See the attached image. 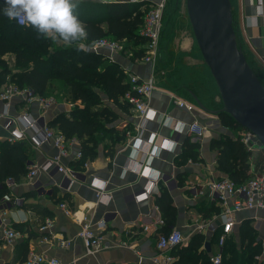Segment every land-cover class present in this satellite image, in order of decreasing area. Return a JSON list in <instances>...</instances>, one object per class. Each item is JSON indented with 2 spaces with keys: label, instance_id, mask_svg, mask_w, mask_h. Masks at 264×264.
<instances>
[{
  "label": "crops",
  "instance_id": "crops-1",
  "mask_svg": "<svg viewBox=\"0 0 264 264\" xmlns=\"http://www.w3.org/2000/svg\"><path fill=\"white\" fill-rule=\"evenodd\" d=\"M140 1L143 0H80L79 6ZM146 1L152 4L158 0ZM231 2L240 44L264 83V0ZM86 11L76 10L84 25L82 16ZM95 13V18H99L101 26L107 29V8L103 6ZM184 27V38L176 47H181L186 54L190 53L185 57L191 58L189 62L175 60L172 54L164 59L160 46L161 56L158 53L155 61H134L122 52L92 50L88 38L83 41L87 51L100 54L106 63H118L128 74L135 73L143 79L155 73L157 83L150 100L149 114L145 117H141L132 106L127 111L119 107L121 113L113 126L119 129V133L128 131L126 139L116 141V136L106 131L101 134L100 142L92 145L94 153L78 156L81 144L78 138L73 137L68 155L62 157L63 165L72 169L68 174L54 164L44 168L59 149L51 141L37 143L42 137L40 128L44 123L60 131L51 125L52 122L61 114L70 116L77 107H84L80 101L73 102L68 98V86L57 80L47 85V93L59 95L57 102L47 109L37 103L26 104L18 97L9 101L0 98V141H25L32 151L28 153L27 174L18 180L10 182L7 178L0 182V264H21L31 252L58 257L68 264H159L154 262V257L173 256V249L163 251L157 248V239L161 234L179 229L188 242L194 233L200 232L197 227L202 222L207 221L211 226V229L203 231L208 239L217 227H221V220L217 217L221 207L204 182L212 177L229 176L218 166L219 153L212 147V140L240 138L250 152L248 164L251 175L259 171L264 162V147L249 149L242 140L243 128L225 126L218 115L204 111L197 104L192 91L211 109L222 107V99L219 90L214 88L217 84L203 59L192 29L190 31V28ZM169 45H172L171 41ZM61 46L64 45L52 41L49 50L51 52ZM2 59L7 64L0 65V91L14 83L12 75L21 69L14 51L6 52ZM166 63L175 65L176 70L170 72V69H161ZM194 66L201 68V73L213 86L215 93L212 92L209 98L199 87L198 72L193 70ZM177 99L188 106L179 105ZM8 117L21 118L9 127ZM25 117L35 121L33 127L24 126ZM194 120L206 127L202 139L194 140L188 133V123ZM140 123L141 128L137 127ZM15 127L24 131L22 137H14L12 130ZM186 138L198 143L197 158L183 157ZM168 144L173 146L168 148ZM32 168H38L34 177L29 176ZM156 178L157 184L153 181ZM163 191H168L175 208L173 224L166 222L157 203ZM144 192H147V197L135 198ZM63 202L69 205L70 214L61 207ZM235 218L231 234L240 240L242 225L256 229L257 239L262 246L260 261L263 262L264 208L238 211ZM47 219H51L52 225L42 230L41 226ZM84 223H91L93 230L103 237L101 248L94 253H88L78 234ZM7 229L18 233L11 241L5 237ZM62 238L69 240V245H61ZM216 242H212V245L210 242L213 253Z\"/></svg>",
  "mask_w": 264,
  "mask_h": 264
},
{
  "label": "trees",
  "instance_id": "trees-1",
  "mask_svg": "<svg viewBox=\"0 0 264 264\" xmlns=\"http://www.w3.org/2000/svg\"><path fill=\"white\" fill-rule=\"evenodd\" d=\"M103 6L107 8V29L101 26L99 18H95V12ZM139 6L130 2H113L108 5L87 3L83 7L78 6L77 10H87L82 20L86 24L88 42L92 43L100 38L125 42L131 39L134 56L143 57L147 38L141 34V29L148 8L142 10ZM5 8V0H0V65L7 64L2 59L6 52L14 51L17 54V65L21 69L12 75V81L20 87H32L42 95L54 94L47 93V85L55 80L60 81L62 85L68 86V98L73 102L80 101L84 106L77 107L70 116L59 115L51 125L57 127L67 139L78 138L82 155L94 153L92 145L97 144L99 133L107 131L109 135L116 136V141L126 139L128 131L119 133L118 128L107 123L106 113L112 115L113 112L104 103L105 99H109L123 111L131 106L126 99L131 83L124 68L115 62L106 63L100 54L77 50L75 47H56L50 52L51 39L43 38L30 25L22 26L16 20H9L4 15ZM255 71L257 72L256 69ZM55 95L59 97L58 94ZM218 116L227 127L243 128L228 113H219ZM211 145L218 150L219 168L237 184L252 176L248 164L250 152L240 138L213 139ZM183 146L184 158H197V142L186 138ZM28 153L32 151L25 141H0V182L7 178L18 180L27 174L30 161ZM157 203L166 222L173 224L175 208L168 191L161 193ZM220 233L221 227L215 229L210 239L203 232L194 233L186 244L173 249L171 264H214L213 251H207L205 243L210 241L212 245ZM239 237L240 240H237L231 234L226 241L223 248L224 264H264L256 257L262 252L256 229L250 225H242Z\"/></svg>",
  "mask_w": 264,
  "mask_h": 264
},
{
  "label": "built area",
  "instance_id": "built-area-1",
  "mask_svg": "<svg viewBox=\"0 0 264 264\" xmlns=\"http://www.w3.org/2000/svg\"><path fill=\"white\" fill-rule=\"evenodd\" d=\"M135 1V0H134ZM168 0H158L152 3V5L147 9L145 14L144 25L141 29V34L147 38L146 51H145V61H155L159 53L160 40L163 33L164 25V14L167 6ZM19 25H28L20 24ZM125 48L124 40H110L107 38H100L90 44V49H107L111 52H121ZM129 82L131 83V90L126 93V99L135 108L141 117H145L149 114L150 110V100L152 97L153 90L156 88L157 76L155 73H151L150 77L147 79L141 78L135 73L128 74ZM13 97H18L24 100L26 104L37 103L43 109L51 107L57 102V96L55 94L42 95L36 92L32 87H20L15 83H11L5 86V88L0 91V98L9 101ZM179 105H186L183 101L176 100ZM8 104V103H7ZM21 117H8V126H12ZM28 125L24 122V126L33 127L34 122ZM141 123L137 127L141 128ZM42 130V137L37 140L38 144H42L46 141H51L59 151L53 158H50L45 164L44 168L52 166L53 164L57 168L68 174L71 172V168L63 165L62 157L68 155L69 153V143L73 141V138L67 139L62 132L55 131L49 125H42L40 128ZM206 131V127L197 120L188 123V133L194 140L202 139ZM242 140L249 149L255 146L264 147L263 144L259 143L256 134L248 128L243 127ZM14 137H22L24 131L20 128L15 127L12 130ZM77 155L81 156L82 151L78 150ZM38 172V168H32L29 172L30 177H34ZM13 178H9L8 181H12ZM157 184L158 179H153ZM205 187L208 188L209 192L213 197H215L221 207L218 218L221 220V233L216 242V250L213 253L212 260L214 264H224L223 258V248L230 237L236 218L235 213L242 211L244 209L251 208H264V162L262 163L260 170L255 172L248 180L237 184L230 177H212L204 182ZM144 196L142 197L141 195ZM147 192L136 195L135 198L142 199L147 197ZM61 207L65 213L70 214L71 209L67 202L61 203ZM52 225L51 219H47L45 223L41 226L42 230L47 229ZM105 223L102 222V226ZM211 229L207 221L202 222L198 225L197 229L200 232ZM18 233L13 229H7L5 231V237L8 241L17 235ZM79 236L82 238L88 253H94L99 250L103 244L102 235L96 233L91 227V223H84L83 227L79 231ZM187 237L179 229H173L172 231L161 234L157 239V248L163 251H172L177 246L186 244ZM60 244L63 246L69 245V240L61 239ZM257 259L261 256L257 255ZM173 261V256H157L154 257V262L159 264H171ZM264 262V260H263ZM21 264H68L58 257H50L45 253L31 252L30 255L21 262Z\"/></svg>",
  "mask_w": 264,
  "mask_h": 264
},
{
  "label": "water",
  "instance_id": "water-1",
  "mask_svg": "<svg viewBox=\"0 0 264 264\" xmlns=\"http://www.w3.org/2000/svg\"><path fill=\"white\" fill-rule=\"evenodd\" d=\"M187 13L203 59L217 84L222 107H207L191 92L201 109L228 113L253 131L264 145V83L250 64L236 31L231 0H186ZM211 251L210 242L205 243Z\"/></svg>",
  "mask_w": 264,
  "mask_h": 264
},
{
  "label": "clouds",
  "instance_id": "clouds-1",
  "mask_svg": "<svg viewBox=\"0 0 264 264\" xmlns=\"http://www.w3.org/2000/svg\"><path fill=\"white\" fill-rule=\"evenodd\" d=\"M5 3L4 15L9 20L28 24L43 38L65 47L86 50L83 41L88 33L76 14L80 0H5ZM24 122L33 123L30 117H25ZM172 146L166 145L168 148Z\"/></svg>",
  "mask_w": 264,
  "mask_h": 264
},
{
  "label": "rangeland",
  "instance_id": "rangeland-1",
  "mask_svg": "<svg viewBox=\"0 0 264 264\" xmlns=\"http://www.w3.org/2000/svg\"><path fill=\"white\" fill-rule=\"evenodd\" d=\"M137 4L138 6L140 5L139 7L142 10H146L152 5L151 1H146V0L137 2ZM163 22H164V25H163L164 29H163L162 38L160 41V52L164 53V57L169 56L168 54L170 55L172 54L173 55L172 58L175 60L184 59L185 61H188V62L191 61V58L189 57L187 59L185 58L186 55H190L189 51H187V53L189 54H186V52H184L185 50H181V47H178V48L176 47L177 45L181 44V40L184 38L183 36V30L185 29L184 26H186V28L188 27V30L190 28V31L192 29L191 24L189 22L188 13H187L186 0H168ZM169 41H171L173 46L169 45ZM132 45L133 43L131 39L129 40V42L126 41L125 48L121 52L124 53L125 55L127 54L134 61H137L138 59L144 61L145 53L143 57L134 56L135 53H134V50L132 49ZM177 53L179 54L175 55ZM159 54H160L159 56H161V53ZM166 57L164 59H166ZM159 58L161 59V57ZM174 68H176L175 65L172 66L170 63H166L162 65L161 69L166 70V71L170 69L171 70L170 72H174L176 70ZM193 70L195 72H198L200 89L203 91V93H205V97L209 98V96H212V92H213L212 84L211 83L209 84L208 82L209 79L205 78L203 73H201V68L194 66ZM214 88L216 89V91H218L217 86H214ZM214 93L215 92H213V94ZM104 103L107 104L108 109L113 112L112 115H109L110 113L108 112L106 113L107 123L109 124V126L114 125L115 122L118 121V118H119L118 115L121 113L120 112L121 109L114 102L112 103L108 101L107 99L104 100ZM101 134L102 133H99L100 137L98 136L97 143H99L101 140V137H102ZM256 147H258V144Z\"/></svg>",
  "mask_w": 264,
  "mask_h": 264
}]
</instances>
